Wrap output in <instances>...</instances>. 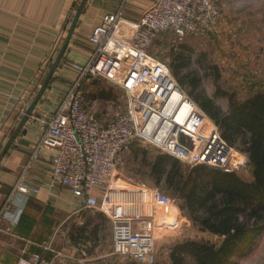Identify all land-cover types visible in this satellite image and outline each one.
I'll return each mask as SVG.
<instances>
[{
	"label": "built area",
	"instance_id": "built-area-1",
	"mask_svg": "<svg viewBox=\"0 0 264 264\" xmlns=\"http://www.w3.org/2000/svg\"><path fill=\"white\" fill-rule=\"evenodd\" d=\"M122 0L119 10L104 14L88 36L94 51L85 65H75L79 78L58 100L56 108L35 116L41 136L14 190L38 192L27 182L26 172L44 149L50 157L48 182L68 189L84 199L85 208H99L95 188L106 189L118 171L120 158L136 143L148 145L191 165H203L224 172H239L248 163L247 154L226 142L217 124L198 106L171 74L164 61L149 50L158 36H201L216 30L221 13L214 0H154L140 19L131 20ZM106 79L120 86L127 95L124 110L104 121L84 106V80ZM242 165V166H241ZM138 188L151 190L153 206L170 204L157 197L146 182L129 178ZM12 197L0 209L2 221L11 217L17 225L21 213L11 211ZM111 255L126 256L136 262H156V233L151 221L116 217L112 222ZM59 230H57L58 232ZM54 256L30 254V264H58L64 256L45 246ZM28 254L23 250V255Z\"/></svg>",
	"mask_w": 264,
	"mask_h": 264
},
{
	"label": "crops",
	"instance_id": "crops-1",
	"mask_svg": "<svg viewBox=\"0 0 264 264\" xmlns=\"http://www.w3.org/2000/svg\"><path fill=\"white\" fill-rule=\"evenodd\" d=\"M82 2L0 0L1 150L35 101L65 45ZM121 2L87 0L53 78L0 164V209L12 197L11 211L21 213L17 225H11L9 216L2 221L0 264H30V254L33 252L45 257L54 256L45 246L57 252H67L73 257L58 264H104L109 256L112 257L113 219L132 212L136 214L148 203L152 204L151 200L138 201V195H142L140 192L150 195L151 190L137 188L135 182L117 171L105 190L99 186L95 188V194L100 197V207L85 208L83 198L74 196L68 189L49 184L50 157L54 153L51 149H44L34 166L26 172L27 182L39 191L24 193L14 190L25 167L32 161L33 151L41 136L35 116L54 110L61 95L73 86L79 78L75 65H85L94 51L88 40L89 34L101 23L105 13L117 12ZM153 2L132 0L125 5L124 13L131 20H138ZM107 82L110 83L91 77L84 80V88L86 84L90 88L87 92L91 93L88 95L91 104L102 98L101 87ZM89 111L95 113L92 108ZM154 209H163L164 218L171 219L173 216L171 204L153 206V213H156ZM143 215L139 219L151 221L153 230H156L158 218L151 213ZM101 224L110 227L108 239L102 235ZM23 250H27L28 254L23 255Z\"/></svg>",
	"mask_w": 264,
	"mask_h": 264
},
{
	"label": "rangeland",
	"instance_id": "rangeland-1",
	"mask_svg": "<svg viewBox=\"0 0 264 264\" xmlns=\"http://www.w3.org/2000/svg\"><path fill=\"white\" fill-rule=\"evenodd\" d=\"M214 1L221 13V21L214 32L201 36H180L174 32L160 35L149 52L164 61L171 74L172 68L177 69L180 66H182L180 76H186L188 72H198L200 83L196 88V93H204L215 98L224 110H228L229 99L222 96L220 90L227 94H235L238 101H243L254 93L264 90V0ZM174 78L179 83L175 76ZM188 78L186 76V80ZM86 85L84 106L88 110L92 108L94 114L101 116L102 120H111L118 112L125 109L127 95L117 84L112 81L103 83L102 93H100L102 98L94 104H91L88 98L91 93L87 92L90 88L88 84ZM184 87L186 92L193 90L191 85L186 84ZM135 145L136 152L131 150L121 156L118 171L126 177L146 182L157 193V197L160 196L161 199L168 201L173 209L174 217L167 219L164 218L163 209L161 211L154 209L156 213H153V205L148 203L141 209L136 207L139 209L136 214L132 212L121 217H132L138 220L140 216H144V213H151L158 218L155 227L156 262L154 264H172L170 254L173 245L178 241L194 238L219 242V238L214 235L199 231L194 221L183 213L181 208L183 201L167 186L164 179L166 176L160 183L156 182L151 166L158 155L169 154L148 145L140 143ZM234 147L243 158L246 153L239 147ZM242 165L239 174L243 179L250 180L252 178L250 165L248 163ZM180 166L184 177H187L196 165L180 161ZM140 193L142 195H138L140 197L138 201L152 200L151 193L150 195ZM101 226L102 235L108 239L109 225L101 224ZM60 252L64 256L70 255L67 252ZM106 260L104 264H127L132 261L129 257L119 255L109 256ZM140 264L146 263L140 262ZM237 264H264V232L255 241L252 252L238 260Z\"/></svg>",
	"mask_w": 264,
	"mask_h": 264
},
{
	"label": "trees",
	"instance_id": "trees-1",
	"mask_svg": "<svg viewBox=\"0 0 264 264\" xmlns=\"http://www.w3.org/2000/svg\"><path fill=\"white\" fill-rule=\"evenodd\" d=\"M167 34L170 32L162 35ZM180 68H172V74L184 89L186 84L193 87L188 94L217 124L222 138L247 154L252 178L245 180L239 172L203 165L194 166L191 174L184 177L179 160L158 155L151 166L156 182L166 176L167 186L183 201V213L199 231L220 240L178 241L170 258L172 264H237L252 252L255 241L264 232V90L238 101L235 94L219 89L229 99V108L224 110L215 98L196 93L200 83L198 72H188L186 80V76H180ZM131 260L127 264H140Z\"/></svg>",
	"mask_w": 264,
	"mask_h": 264
},
{
	"label": "water",
	"instance_id": "water-1",
	"mask_svg": "<svg viewBox=\"0 0 264 264\" xmlns=\"http://www.w3.org/2000/svg\"><path fill=\"white\" fill-rule=\"evenodd\" d=\"M87 3V0H83L82 4L80 5L77 13H76V16L72 22V25H71V28H70V31H69V34H68V37L66 39V42H65V45L64 47L62 48V50L60 51L52 69L49 71L38 95L36 96L35 98V101L33 102L32 106L30 108H28L26 114L23 116L22 118V121L20 123V125L18 126V128L16 129V131L14 132V134L10 137V139L8 140L7 144L5 145V147L1 150L0 152V164L2 162V160L4 159V157L6 156V154L8 153L9 149L11 148L13 142L15 141V139L17 138V136L19 135L21 129L25 126L26 122L29 120L30 116L33 114V111L37 105V103L39 102V100L41 99L44 91L47 89L48 85H49V82L51 81V79L53 78L58 66H59V63L61 62L64 54H65V51L70 43V40H71V37H72V34L77 26V23H78V20H79V17L85 7Z\"/></svg>",
	"mask_w": 264,
	"mask_h": 264
}]
</instances>
